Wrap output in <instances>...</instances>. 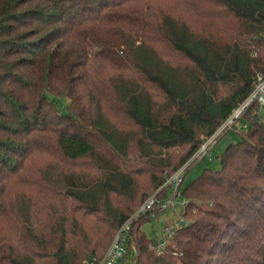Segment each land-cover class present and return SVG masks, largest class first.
Wrapping results in <instances>:
<instances>
[{
    "label": "trees",
    "instance_id": "obj_1",
    "mask_svg": "<svg viewBox=\"0 0 264 264\" xmlns=\"http://www.w3.org/2000/svg\"><path fill=\"white\" fill-rule=\"evenodd\" d=\"M162 1L0 0V212L20 242L0 244V264L102 260L264 75V0ZM193 17L224 28L197 33ZM245 121L220 167L183 184L188 224L163 253L148 248L147 215L117 264H264V123ZM46 148L73 171L23 175Z\"/></svg>",
    "mask_w": 264,
    "mask_h": 264
},
{
    "label": "rangeland",
    "instance_id": "obj_2",
    "mask_svg": "<svg viewBox=\"0 0 264 264\" xmlns=\"http://www.w3.org/2000/svg\"><path fill=\"white\" fill-rule=\"evenodd\" d=\"M160 4L162 7H165V2L160 0ZM173 15L181 16L179 15L180 12V6L175 7L173 11ZM189 23L191 24V27L194 31L197 33H215L219 34L223 28L224 24H221L222 22H216V21H203L199 20L197 18H190ZM73 38V37H72ZM6 84L8 86L11 85V82L9 80H5ZM69 103V98H64L62 100V105L65 106ZM239 132L235 131H229L227 133H224L223 136L217 138L216 145L211 148L209 151V156L201 159H195L194 163L187 168V171L185 173L184 178V185L191 182L193 179L198 177L204 169H218L220 167V161L219 157L221 156V153L225 150V148L235 143L239 140ZM43 138V135L41 134L40 139ZM44 152L41 153H34L30 159H22L20 162L23 175L28 172L32 177L37 176H43V172H46L47 169H51L53 173H61L62 171H73L68 168H72L68 166L65 162H63L60 159H57L59 157L52 149L46 148L44 149ZM21 158L19 159V161ZM83 170H80L82 172ZM87 172V171H86ZM85 172V173H86ZM18 182L12 181L10 182L11 188L13 192H10L12 194V197L7 198L6 204L9 208L16 210V202L21 197V189L19 186H16ZM15 184V185H14ZM9 186V185H8ZM6 196V195H5ZM45 204V206H42ZM11 206V207H10ZM39 209L35 207L34 205L30 206V212L33 211V215L31 218V221L34 223L37 222V224H42L44 218L46 217V203L45 201L40 198L39 200ZM177 207L180 208V205L177 203ZM4 215V214H3ZM0 212V244H3L10 249H13V246H19L20 242L18 241V235L17 232H11V228H9V223L5 219V217ZM187 221L185 217L182 216L181 213L174 211L173 209H168L162 213H160L159 216L155 215L152 216L149 221H147L145 224L142 225L141 230L146 234V237L150 239L151 241H159L161 240L163 236V229L173 226H181V221ZM9 228V229H8ZM4 247V246H2ZM10 252V251H9ZM9 252L6 253V255H9ZM103 259V258H102ZM102 260H100L101 262ZM89 261L85 260L82 262V264H87ZM99 262V263H100ZM98 263V264H99ZM133 262L125 261L123 264H132Z\"/></svg>",
    "mask_w": 264,
    "mask_h": 264
},
{
    "label": "built area",
    "instance_id": "obj_3",
    "mask_svg": "<svg viewBox=\"0 0 264 264\" xmlns=\"http://www.w3.org/2000/svg\"><path fill=\"white\" fill-rule=\"evenodd\" d=\"M255 117L261 123H264V75L257 76L254 87L249 95L231 112V114L223 121V123L215 130V132L201 145L194 155L193 159H201L209 156V151L217 143V138L223 136L229 131H244L248 127L245 117ZM189 162L181 166L174 173L168 176L164 183L148 197L137 209V211L129 217L120 227L111 244L109 245L102 261L95 263L94 261L87 264H117L124 255L126 240L132 224L141 217L147 215L155 216L168 209H173L184 214L186 200L182 197V186L184 184L185 173ZM177 203L180 208L177 207ZM188 221H181V226H186ZM181 226H166L163 229V236L159 241H151L148 248L155 254L163 253L169 242L175 236V232Z\"/></svg>",
    "mask_w": 264,
    "mask_h": 264
}]
</instances>
